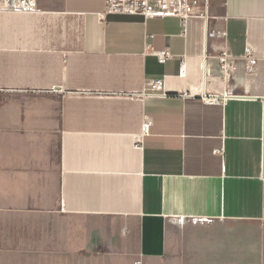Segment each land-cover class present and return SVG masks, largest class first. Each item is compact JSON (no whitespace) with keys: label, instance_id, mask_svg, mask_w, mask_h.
Instances as JSON below:
<instances>
[{"label":"crops","instance_id":"crops-1","mask_svg":"<svg viewBox=\"0 0 264 264\" xmlns=\"http://www.w3.org/2000/svg\"><path fill=\"white\" fill-rule=\"evenodd\" d=\"M105 8L0 0V264H264V0H213L208 43Z\"/></svg>","mask_w":264,"mask_h":264},{"label":"built area","instance_id":"built-area-1","mask_svg":"<svg viewBox=\"0 0 264 264\" xmlns=\"http://www.w3.org/2000/svg\"><path fill=\"white\" fill-rule=\"evenodd\" d=\"M37 0H5V6L9 9L28 11L36 7ZM108 15H140L146 19L173 17L180 20L186 29L193 18H200L206 25V43L217 37V32L212 29L213 0H106L105 12L101 16L105 20ZM160 64H166L175 58L170 49L155 51ZM219 69L225 77L237 72L240 63L244 62L248 70L254 69L259 60L253 51L248 48L243 59L232 57L227 51L222 50L218 55ZM168 93L165 82L162 79L152 80L148 87L140 95L141 98H165ZM153 124L151 118H146L147 128ZM137 144L140 142L137 141ZM223 153V150H217Z\"/></svg>","mask_w":264,"mask_h":264}]
</instances>
